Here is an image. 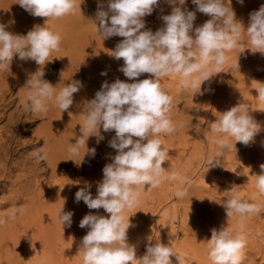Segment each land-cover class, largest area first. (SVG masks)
<instances>
[{"label":"rangeland","instance_id":"1","mask_svg":"<svg viewBox=\"0 0 264 264\" xmlns=\"http://www.w3.org/2000/svg\"><path fill=\"white\" fill-rule=\"evenodd\" d=\"M89 3L90 5L86 6ZM77 4H81V9L77 7L74 11L75 15L68 14L59 18V24L57 23L60 25L59 33L64 44L69 42L73 48L69 49L66 45L61 46L59 48L63 55L61 58L67 57L74 48H78V42L85 45V48L80 49L83 50V54L86 57L92 56L89 52L92 53L93 48H96L92 41L97 33L96 22H89L92 21L94 8L98 10V5H102L103 9L107 10L108 0H77ZM261 5H264V0H243L242 4L238 0H231V7L235 11L236 18L242 21L245 27L248 25L250 13L259 10ZM183 7L189 11L196 10L192 0H186ZM171 10L172 6L167 0H160L154 12L144 18L146 30L151 29L155 32L163 27L161 16L170 14ZM208 19H210L209 16L196 12L194 27L200 26ZM0 23L8 25L7 30L14 34L26 35L34 25L43 26L45 19L33 17L16 4V0H0ZM75 38L78 42L74 41ZM122 39L119 36L108 38L109 49L105 52L108 56L107 68L110 67V70L107 71V75L111 74V77L114 71L116 74L106 81L97 82L90 76L88 79V76L78 71L72 62L69 65V62L67 64L60 62L59 59L55 60L50 78L48 76L47 79L45 76L43 77L45 80H52L51 83L55 84L54 86L57 85L59 90V86L62 85L63 88L67 82L73 80L81 81L83 85L81 90L74 94V96L83 97L80 105L70 106V110L64 112L59 108L56 109L57 124L49 123L48 118L41 116L40 113L26 112L23 107L27 102L23 85L26 84L31 71L32 74L36 70L42 71L47 63L45 66H39L34 61H22L14 57L9 71L0 70V145H2L0 146V166H2L0 167V264H83V249L80 245L88 230L78 226L80 219L76 223L73 221L70 227H59L61 223L55 224L53 218L59 219V214L56 212L59 213L60 205H64L60 202L61 198L69 200L68 207L72 208V211L74 209L76 215L79 208L82 211L84 209L91 211L92 214L109 216L103 209L88 210L83 201L76 203L75 191L78 187L90 186V191L95 197L97 183L103 179L102 169L116 154L115 150L109 147V141L115 135L114 131L103 132L101 129L104 139H109H103L98 143L96 137H89L86 145L80 148L78 155L70 154L68 149L73 141L76 142V140H71V136L81 134L80 125L83 124L82 110L85 102L95 97V93L101 89L102 84L112 83L116 77L128 83L134 82L128 80L119 71L123 66V60H116L111 55ZM247 41L245 33L242 40L238 42V46L226 52L228 60L220 68V73L216 74L214 63L204 66L203 70L213 77L202 84L201 91L205 92L203 95L195 94L198 89L183 87L179 79L181 77L175 73L160 80L164 91L173 97L169 117L176 130L174 134L161 133L157 136L161 140L162 147L168 151L166 161L162 165L165 171L160 177L158 186H134L137 192V202L132 208H125L122 213L125 222L131 216L133 227L128 231V242L135 245L138 258L146 253V248L150 243L161 241L171 246L181 256L183 264H212L209 259L207 242L211 238V230L213 228L219 230L223 225L229 224L228 227L230 226L233 232L244 235L246 240L242 264H264V195L259 194L255 177L261 172L260 165L264 164V101H259L256 97L258 95L256 89L261 86L260 83H264V54L252 53L247 49L251 47ZM74 71H77L75 77ZM194 75L199 76L200 73ZM149 76L150 74H142L138 79L149 78ZM90 79L93 80L94 86L88 88L86 83L91 82ZM209 85L210 90H208ZM239 103L248 106L251 111L250 115L261 126V130L255 136L254 142L248 146L239 142L235 144L234 139L226 137L230 144H235L236 150L233 147L231 150L222 152L219 145L214 142L217 134L209 131L211 123L215 122L220 113ZM44 125L46 127H43ZM197 128L201 129L199 133L196 131ZM44 132L65 133L60 134L59 146L50 147L52 154L45 150L44 139L47 135H44ZM151 138L153 137L150 136L149 139ZM93 147L96 148L95 157L84 156L87 148ZM39 148L45 150L47 158L37 163L30 153ZM54 152L63 160L65 166L60 163L55 168L47 163L49 156L54 157ZM213 157H218L219 164L209 167V161ZM173 173L177 174L176 180L171 178ZM24 174L26 176L29 174L26 179L23 177ZM185 178L187 182H184ZM24 181L27 182L26 185ZM6 182L9 183L10 189L6 187L9 186L8 184L5 186ZM26 186L33 188L35 194L41 191L32 204L46 205L49 202H57L55 209H52L53 212L50 215L48 213L49 221L45 216L46 218L43 217L44 223H40V219L34 218L35 211L30 210L31 203L25 204L35 195L34 193L24 195L25 198L21 195H19L20 199L12 198L11 195L14 193L18 195L19 191L22 192ZM46 186H53L54 191H45ZM231 188L241 199L261 205V212L249 217L242 218L234 214L231 218H227L221 203H223L224 192ZM177 189H184L186 195L183 198H175L174 192ZM47 193H49L48 196L52 195L48 197V203L45 199L41 201L40 198ZM83 212H79L81 216L83 215L79 216L80 218L87 214L86 211ZM216 214L218 219L215 218ZM32 220H34L33 223ZM40 224L44 225L43 230L40 229ZM148 237L152 241H149ZM170 259L172 264H178L175 257Z\"/></svg>","mask_w":264,"mask_h":264},{"label":"clouds","instance_id":"2","mask_svg":"<svg viewBox=\"0 0 264 264\" xmlns=\"http://www.w3.org/2000/svg\"><path fill=\"white\" fill-rule=\"evenodd\" d=\"M167 2L172 10L170 14L161 16L163 27L155 32L146 30L144 18L154 12L160 0H108L107 10L98 5L96 33L103 40L113 36L123 38L111 55L116 60H123L119 71L134 82L116 79L102 84L95 97L84 104L81 135L68 149L70 154L78 155L89 137H96L98 143L104 139L101 129L115 133L109 147L116 154L102 169L103 179L97 183L95 197L90 186L81 187L75 193L76 203L83 201L89 210L103 209L109 214L106 217L90 211L81 219L79 227L88 229L80 245L83 264H172L171 257H175L178 264H183L181 256L161 241L150 243L146 253L138 258L135 245L128 242V231L133 227L131 216L125 222L122 215L125 208H132L137 202L134 186L156 187L165 171L162 165L168 151L157 136L174 134L176 129L169 117L173 97L164 91L160 80L175 73L181 77L183 87L198 89L195 94L203 95L202 84L213 77L203 70L204 66L214 63L216 74L220 73V68L228 60L226 52L236 48L245 33L251 45L247 49L264 54V5L250 13L245 27L236 18L231 0H192L195 11L183 7L186 0ZM238 2L242 4L243 0ZM16 4L33 17L46 20L43 26L34 25L26 35L14 34L7 30L8 25L0 23V70L9 71L14 57L45 66L50 62L51 53L57 51L61 44L59 33L49 30L46 22L74 13L81 4L78 5L77 0H16ZM196 12L210 19L194 27ZM196 73L200 75H194ZM142 74L150 76L138 79ZM43 77L42 70L27 79L23 87L27 95L24 110L46 115L51 102L62 112L67 111L73 105L74 94L83 87L82 82L73 80L57 91L56 86ZM260 85L256 89V97L264 101V83ZM250 112L246 104L239 103L220 113L211 123L209 131L217 134L214 142L222 152L235 148L237 142L245 146L254 142L261 126ZM196 131L199 133L201 129ZM150 136L153 138L149 139ZM226 137L234 139L235 144H230ZM95 154L96 148H87L84 156L94 158ZM30 155L37 163L47 158L43 148ZM218 164V157L209 161V167ZM260 169L261 172L255 175L256 188L259 194L264 195V164ZM171 178L176 180L177 174L173 173ZM184 182H187L186 178ZM224 193L221 204L227 218L234 214L249 217L262 210L261 205L241 199L233 188ZM185 195L184 189L174 192L175 198ZM73 215L72 211L65 212L62 208L59 212L62 226L70 227ZM207 242L212 264H242L246 247L244 235L222 226L219 230H211V238Z\"/></svg>","mask_w":264,"mask_h":264},{"label":"bare ground","instance_id":"3","mask_svg":"<svg viewBox=\"0 0 264 264\" xmlns=\"http://www.w3.org/2000/svg\"><path fill=\"white\" fill-rule=\"evenodd\" d=\"M90 5V3L89 4H87L86 6H89ZM106 8H107V6H106ZM97 12H98V10L96 9V8H94V14H93V16L91 17L92 19V21H90L89 23H91V22H96V18H97ZM72 14H74V13H72ZM75 15V14H74ZM157 18V17H156ZM45 20H46V18H44ZM159 19V18H158ZM157 19V20H158ZM57 20H58V22H57ZM61 21V20H60ZM79 21V20H78ZM57 23L59 24V19H56V18H53V19H49L47 22H46V26L49 28V30H51V31H53V32H55V33H59L60 31H59V28H60V25H57ZM88 23V22H87ZM71 26V25H70ZM95 29V28H94ZM63 30V29H62ZM65 30V29H64ZM63 30V31H64ZM71 33V32H70ZM59 35H60V33H59ZM97 35V34H96ZM79 39L81 38V37H78ZM68 41V40H67ZM74 41L75 42H78V39L77 38H75L74 39ZM74 43V42H73ZM86 44V43H85ZM92 44L96 47V48H93V52L91 53V52H89L92 56H90V57H86L85 56V54H83V50H80V49H83V48H85V45H81L80 44V42H78L77 43V45H78V48H74V50H72L71 52H70V54H68V56L67 57H63V58H61L63 55L60 53V50L58 49L57 51H53L52 53H51V55H50V57H49V61L50 62H47V65L44 67V70H43V72H44V77L46 76L47 77V79H48V76H49V78H50V74H51V69L53 68V66H54V62H55V60L56 59H59V61L61 62V61H63V62H65V63H67L68 64V62H69V65H70V63L72 62V64H74V66L76 67V69L78 70V71H80L82 74L83 73H85L87 76H88V79H89V76H90V78H94L97 82H100L101 80H103V81H106L107 79H110L111 77H114L115 76V74H116V72L114 71L113 72V74H112V76L110 77V75H107L108 73H107V71L108 70H110V67L109 68H107L108 67V59H107V55H106V52L105 51H107L108 49H109V43H108V39H105V40H103L100 36H96L95 38H94V40L92 41ZM68 46V48L69 49H73L72 48V46H71V44L69 43V42H66L65 44H64V42H63V40H62V38H61V44H60V47L61 46ZM93 46V47H94ZM59 47V48H60ZM74 47V46H73ZM79 49V50H78ZM88 54V53H87ZM89 54V55H90ZM52 60V61H51ZM64 63V64H65ZM58 64H59V62H58ZM64 64H63V66H64ZM62 65V64H61ZM60 65V66H61ZM73 66V65H72ZM38 67V66H37ZM66 67H69V66H66ZM24 68V67H23ZM29 68V67H28ZM31 68H32V66H31ZM39 68V67H38ZM74 68V67H73ZM113 68V67H112ZM32 69H34V68H32ZM63 69V68H62ZM66 69V68H65ZM72 69V68H71ZM75 69V70H76ZM28 70H30V69H28ZM68 70H70V69H68ZM17 71H19V69L17 70ZM37 71V70H36ZM35 71V72H36ZM29 72V71H28ZM27 72V73H28ZM69 72V71H68ZM72 72H73V70H72ZM102 72H104V73H106V75H101V73ZM110 72V71H109ZM112 72V71H111ZM63 73V72H62ZM25 74V73H24ZM30 74H32V71H31V73ZM29 74V75H30ZM84 74V75H85ZM17 75V74H16ZM57 75V74H56ZM77 75V71H74V77ZM85 75V76H86ZM24 76V75H23ZM51 76H53V75H51ZM120 76V75H119ZM26 77H27V75H26ZM72 77V76H71ZM110 77V78H109ZM1 78V77H0ZM178 78V77H177ZM20 79V78H19ZM43 79H45V78H43ZM64 79V78H63ZM113 79V78H112ZM114 79H117V77L116 78H114ZM179 79H181V78H179ZM72 80V79H71ZM87 80V79H86ZM91 80V79H90ZM169 79H167V81H168ZM176 80V79H175ZM9 81V80H8ZM14 81V80H13ZM12 81V82H13ZM22 81V80H21ZM52 81V80H51ZM51 81H49V82H51ZM61 81H62V79H61ZM65 81V80H64ZM67 81V80H66ZM68 81H70V80H68ZM112 81V80H111ZM53 82H54V80H53ZM92 82V83H91ZM91 82L89 81V83H86V85H87V87L89 88V87H91L92 85H93V80H91ZM7 83V82H6ZM8 83H10V82H8ZM23 83V82H22ZM58 83V82H57ZM66 83V82H65ZM68 83V82H67ZM70 83V82H69ZM53 84V83H52ZM59 84H60V82H59ZM62 84V83H61ZM55 85V84H54ZM53 85V86H54ZM86 85H85V87H86ZM25 85H23V87H24ZM94 86V85H93ZM60 87V89L62 88V85L61 86H59ZM56 89H57V91H59V88L57 87V85H56ZM91 89V88H90ZM98 90V89H97ZM89 92V91H88ZM205 93V92H204ZM81 96V95H80ZM89 96H90V94H89ZM95 96V95H94ZM199 97H200V95H199ZM81 98L83 99V97L81 96ZM79 96H74V102H73V105L72 106H78V105H80L81 104V101H82V99H81ZM204 98V97H203ZM87 100H88V98H87ZM203 100V99H202ZM84 102V101H83ZM86 103V102H85ZM56 109H58V107H56V106H54L51 102H49L48 103V112H47V114L45 115V114H41V116H44V117H46V118H48V122L49 123H51V122H53V123H56V122H58V117L56 116V114H55V112H56ZM68 110H70V109H68ZM58 111V110H57ZM73 111V110H72ZM181 111V110H180ZM73 113V112H72ZM58 114V113H57ZM69 114V113H68ZM31 115H33V114H31ZM18 116V115H17ZM62 116H63V114H62ZM68 116V115H67ZM60 118V117H59ZM64 120V119H63ZM42 121V120H41ZM60 122V121H59ZM43 123V122H42ZM65 123H66V121H65ZM45 124V123H44ZM57 124V123H56ZM60 124V123H59ZM46 125V124H45ZM43 126V127H46V126ZM194 125H196V124H194ZM189 126H191L190 124H189ZM53 127V126H52ZM56 127V126H55ZM58 127V126H57ZM60 127V126H59ZM62 127V126H61ZM54 128V127H53ZM72 128V127H71ZM47 129V128H46ZM188 129V128H187ZM1 130H2V128H1ZM15 130V129H14ZM62 130V129H61ZM11 131V130H10ZM19 131V130H18ZM54 131V130H53ZM17 133V132H16ZM45 133V132H44ZM43 133V134H44ZM62 132H47V133H45L44 135H47V137H45V139H44V141H45V150H46V152H48V153H50V154H52V151H51V149L54 147V146H59V144H60V140H58L59 138H60V134H61ZM64 133V132H63ZM62 133V134H63ZM103 133V132H102ZM65 134V133H64ZM105 134V133H104ZM213 134V133H212ZM9 135H10V133H9ZM13 135H14V133H13ZM81 135V134H80ZM79 135V136H80ZM108 135V134H107ZM67 136V135H66ZM65 136V137H66ZM79 136H75V137H73V136H71V140L73 141V140H76ZM43 137V138H44ZM43 138H41V139H43ZM65 139V138H64ZM107 138H105L104 140H106ZM109 139V138H108ZM107 139V140H108ZM10 140V139H9ZM30 141H31V139H30ZM66 141H67V139H66ZM65 141V142H66ZM11 142V141H10ZM39 142V141H38ZM73 143H75L74 141H73ZM10 144V143H9ZM67 144H68V142H67ZM66 144V145H67ZM65 145V144H64ZM0 146H2V145H0ZM50 147H52V148H50ZM66 148V147H65ZM68 148H69V145H68ZM7 149V148H6ZM57 149V148H56ZM65 150V149H64ZM2 151V150H1ZM4 151H5V148H4ZM62 152V151H61ZM56 152H54V157L52 158L51 156H49L48 157V161H47V163L48 164H50L51 165V167L53 166V167H58L59 166V164L60 163H62V165L63 166H65L66 164H64V162H63V160L62 159H60V157L57 155V154H55ZM7 154V153H6ZM6 154L4 155V156H6ZM80 160V159H79ZM5 161V160H4ZM6 161H7V159H6ZM68 162V161H67ZM5 163V162H4ZM47 164V165H48ZM68 164V163H67ZM45 165V164H44ZM0 167H2V166H0ZM28 167V166H27ZM61 167V166H60ZM4 168V167H3ZM35 168V167H34ZM4 169H6V168H4ZM37 169V168H36ZM53 169V168H52ZM3 170V169H2ZM8 170V169H7ZM4 172H5V170H3ZM28 171V170H27ZM41 171V170H40ZM3 172V173H4ZM7 172V171H6ZM53 172V171H52ZM30 173V172H29ZM38 173V172H37ZM1 175V174H0ZM7 175H8V173H7ZM29 175V174H28ZM27 175V176H28ZM27 176L24 174L23 175V177H24V179H26L27 178ZM4 177V176H3ZM18 177H19V175H18ZM6 179V178H5ZM31 180V179H30ZM34 180V179H33ZM4 181V180H3ZM35 181V180H34ZM33 182V181H32ZM27 183V182H26ZM26 183H25V181H24V184L26 185ZM2 184H4V182L2 183ZM6 184H8L9 185V183L8 182H6L5 183V186H6ZM20 184V183H19ZM30 184V183H29ZM37 184V183H36ZM15 185V184H14ZM18 185V184H17ZM31 185V184H30ZM3 186V185H2ZM21 186V185H20ZM23 186V185H22ZM37 186V185H36ZM38 186H39V184H38ZM56 186V185H55ZM7 188H9L10 189V185L9 186H6ZM30 187V186H29ZM28 186H26L25 187V189H23L22 190V192H20L19 191V194L17 195H15V193L13 194V195H11L12 196V198L13 197H17V199L19 198L20 199V196L19 195H21V196H23L24 198H25V196L24 195H30V194H33L34 193V189L33 188H29ZM4 188V187H3ZM79 188H81V187H78L77 189H76V191H75V193L77 192V190H79ZM21 189V188H20ZM54 189V187L53 186H50V187H44V190L45 191H54L53 190ZM72 189H74V188H72ZM12 190V189H11ZM10 191V190H9ZM10 192H12V191H10ZM39 193H41V191H38L32 198H30V199H28L26 202H25V204L27 203V202H29V204L31 203V208H30V210L31 209H33L34 211H35V216H34V218L35 219H40V223H44L43 222V220H44V218H46L47 216H49L50 215V213H52L53 212V210L52 209H55V207L57 206V202L56 201H53V202H49V204H46V205H43V204H41V203H33L32 204V202H33V200L35 199V197L37 196V195H39ZM48 194L49 193H47V194H44L43 196H41L40 198H41V201H43V199H45V201L48 203V197H52V195H50V196H48ZM11 198V197H10ZM62 199V201H60V202H63L64 203V205L63 204H61L60 206H61V209L63 208V210L65 211V212H67V211H72V208L70 209L69 207H68V205H69V200L68 199H66V198H61ZM9 203V202H8ZM84 206V205H83ZM86 206V205H85ZM77 207H78V205H77ZM87 207V206H86ZM74 208V207H73ZM80 208H82V207H80ZM36 209V210H35ZM84 209V208H83ZM76 210V209H75ZM81 209H77V215L75 214L76 212L74 211V209H73V213H74V215L72 216V222L74 221L75 223L80 219H82V218H80L79 216H81L80 215V213L79 212H83V211H86L87 212V214L89 213V211H87V210H81ZM89 210V209H88ZM85 212V213H86ZM216 212V211H215ZM32 213H33V211H32ZM48 213H49V215H48ZM84 213V212H83ZM217 213H218V211H217ZM56 214H59L58 213V211L56 212ZM218 215H219V213H218ZM46 216V217H45ZM83 216V215H82ZM81 216V217H82ZM84 216H85V214H84ZM8 217V216H7ZM28 216H26V218H27ZM44 217V218H43ZM217 217V214H216V216H215V218ZM20 218V217H19ZM33 218V217H32ZM74 218V219H73ZM13 219V218H12ZM54 220H53V222L55 223V224H60V220L59 219H57L56 218V220H55V217L53 218ZM217 219H218V217H217ZM220 219V218H219ZM47 220H48V217H47ZM224 220V219H223ZM14 221V220H13ZM33 221L34 220H32V223H33ZM49 221V220H48ZM52 222V223H53ZM79 222V221H78ZM215 222H216V219H215ZM20 223V222H19ZM46 224V223H45ZM20 225H22V224H20ZM25 225V224H24ZM29 225V224H28ZM41 225V224H40ZM78 225V224H77ZM229 225V224H228ZM227 225V226H228ZM44 226V225H43ZM43 226L41 225V227H40V229H42L43 228ZM53 226H54V224H53ZM79 226V225H78ZM223 226H226V225H223ZM59 227H62V224H61V226H59ZM75 227H77L76 225H75ZM230 227V226H229ZM28 228V227H27ZM44 229V228H43ZM42 229V230H43ZM76 229V228H75ZM87 229V228H86ZM26 230V229H25ZM88 230V229H87ZM58 231H60V229L58 230ZM83 231V230H82ZM79 232V231H78ZM22 233V232H21ZM40 233V232H39ZM154 233V232H153ZM60 234V233H59ZM38 235V234H37ZM78 236V235H77ZM76 236V237H77ZM29 237V236H28ZM57 237V236H56ZM56 237H54V238H56ZM21 238V237H20ZM27 238V237H26ZM32 238H33V236H32ZM38 238V237H37ZM42 238V237H41ZM53 238V237H52ZM39 239V238H38ZM79 239V238H78ZM26 240V239H25ZM47 241V240H46ZM29 242V241H28ZM23 244V243H22ZM55 245V244H54ZM194 245H196V244H194ZM51 246V245H50ZM53 248V247H52ZM22 249V248H21ZM51 249V248H50ZM50 249H48V250H50ZM47 250V249H46ZM256 250V249H255ZM50 251H52V250H50ZM49 251V252H50ZM67 251V250H66ZM42 253V252H41ZM51 255V254H50ZM55 255V254H54ZM53 255V256H54ZM52 256V255H51ZM54 259H55V257H53ZM57 258V257H56ZM244 260V259H243ZM52 261V260H51ZM254 262V261H253ZM58 263V262H57ZM208 264V263H207Z\"/></svg>","mask_w":264,"mask_h":264}]
</instances>
